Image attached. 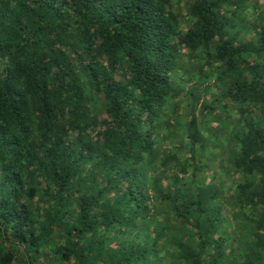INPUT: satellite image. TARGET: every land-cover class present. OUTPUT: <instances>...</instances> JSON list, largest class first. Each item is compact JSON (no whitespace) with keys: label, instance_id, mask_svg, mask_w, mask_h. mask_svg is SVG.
I'll list each match as a JSON object with an SVG mask.
<instances>
[{"label":"trees","instance_id":"16d2710c","mask_svg":"<svg viewBox=\"0 0 264 264\" xmlns=\"http://www.w3.org/2000/svg\"><path fill=\"white\" fill-rule=\"evenodd\" d=\"M0 264H264V0H0Z\"/></svg>","mask_w":264,"mask_h":264}]
</instances>
